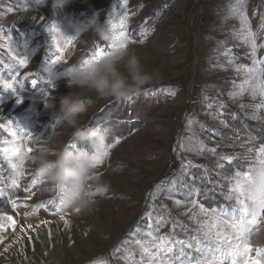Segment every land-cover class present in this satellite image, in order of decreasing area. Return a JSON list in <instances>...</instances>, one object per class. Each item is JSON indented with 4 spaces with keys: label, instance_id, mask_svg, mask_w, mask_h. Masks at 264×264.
Returning <instances> with one entry per match:
<instances>
[{
    "label": "rangeland",
    "instance_id": "374dc122",
    "mask_svg": "<svg viewBox=\"0 0 264 264\" xmlns=\"http://www.w3.org/2000/svg\"><path fill=\"white\" fill-rule=\"evenodd\" d=\"M92 19L107 20L113 35L125 34L124 48L154 74L138 94L158 97V107L142 128L107 145L96 174L110 182L109 192L90 211L57 212L59 189L44 190L29 157L49 138L54 147H85L74 141L73 129L52 119L63 96L87 99L82 127L87 114L116 100L69 87L55 75L83 59L96 35L88 31L67 43L53 24L71 34L69 20ZM102 44L97 51L112 48V42ZM262 86L264 0H71L60 9L52 0H0V148L18 149L0 152V264H153L161 237L172 252L154 264H231L222 255L225 240L215 234L230 237L233 230L222 221L240 216L239 201L249 213L255 208L264 225V143L249 131L252 122L264 125ZM237 113L244 116L241 135L230 128ZM245 179L254 190L241 196L235 185Z\"/></svg>",
    "mask_w": 264,
    "mask_h": 264
},
{
    "label": "clouds",
    "instance_id": "9594fccd",
    "mask_svg": "<svg viewBox=\"0 0 264 264\" xmlns=\"http://www.w3.org/2000/svg\"><path fill=\"white\" fill-rule=\"evenodd\" d=\"M71 0H52V8L60 9ZM46 3V0H45ZM71 34L62 30L66 37L79 39L90 31L103 41H113V31L107 20H69ZM51 73V70H49ZM58 78L67 79L69 87H77L94 92L100 98L131 99L141 88L154 78L153 73L145 72L139 57L134 51L124 47H112L105 55L82 64H71ZM52 108L55 105L52 103ZM88 111V104L81 96L68 93L59 102L57 110L60 122L73 129L71 135L85 147L73 151L67 147H54L49 138L29 157L38 177L46 182L44 190L63 188L59 193L65 205L79 212L92 209L98 198L110 190V182L96 174L105 160V150L111 129L103 125L82 127L79 118ZM23 156H21V160ZM251 243L264 249V225L251 233Z\"/></svg>",
    "mask_w": 264,
    "mask_h": 264
},
{
    "label": "snow or ice",
    "instance_id": "6c2138e0",
    "mask_svg": "<svg viewBox=\"0 0 264 264\" xmlns=\"http://www.w3.org/2000/svg\"><path fill=\"white\" fill-rule=\"evenodd\" d=\"M242 20H245L244 17H241ZM121 24H123V21L121 22ZM245 26L247 27V23L245 22ZM115 25H113V29H115ZM53 29L56 32H60L58 26L56 24H53ZM74 40V38L71 37H67V43H71ZM126 42H127V37L125 36V34L123 32H120L118 35L114 34L113 35V41L112 44L110 45V47H125L126 46ZM255 47V46H254ZM106 51L104 50H98L95 51L93 53V56L91 59L86 60L85 62L89 61V60H95L98 59L99 57H101L102 55H105ZM57 61H53L52 63L55 64ZM20 63L23 65L24 63H26V61L21 60ZM37 83L36 80L32 81V84L35 85ZM46 83L48 85H51V80L46 81ZM3 87L5 90H13L15 92V88L12 87V85L10 84H3ZM21 88H23V85H21ZM43 92V89L41 90ZM243 91V89H242ZM257 94V90L255 88L252 89V95L255 96ZM259 94L261 96H264V86H262L259 89ZM17 102L19 103L20 100L18 99ZM0 127H3V125H0ZM30 135V133H29ZM116 143H119V141L117 140ZM29 152L32 151L31 148L28 149ZM0 152H3L5 154V156H7V154L9 152L15 154H18V149L13 147V148H0ZM261 152H264V148L261 149ZM105 156L108 155V150H105ZM225 159L231 161V157H225ZM10 167L12 168H16L17 165L14 164L12 161H8ZM22 174V173H21ZM36 180H33V185L36 184ZM13 186H15L16 181H13ZM245 185L247 187H245ZM260 186H261V199L259 200V205L261 208H264V173H261V177H260ZM59 189V193L62 192L64 189L58 188ZM235 190L237 192L240 193L241 196H244L246 194H248L250 191L254 190V186L251 182L250 179H245L244 181V185L241 184V182L239 180H237V183L235 185ZM4 193L2 190H0V196H2ZM229 199H231V196L228 197ZM240 204L242 205L241 209H240V216L236 219H233L231 222H229L227 219L222 221V224L230 229L233 230V232L230 234L231 236L235 237V241L234 242H227L229 238H225L223 237V234L220 232H217L215 234V238L217 240H225L226 244H227V251L226 252H222V255H226L231 257V264H264V249H259L256 248L255 249V253L256 256L255 258L252 257L251 253L253 251L251 244L249 243V235L255 231L258 230L260 228V218L257 217V214L255 212V208H253L252 212L249 213V206L247 204L244 203L243 200L239 201ZM12 203H15V201H13ZM47 203L49 204H53L54 201L50 200ZM255 203V201H254ZM43 206V205H41ZM61 207L63 208H67V206L65 205L64 201L61 199L60 195H59V205L57 206V212L61 211ZM76 211H79L78 209ZM201 211L202 212H207V209L201 207ZM2 218V217H0ZM63 218V217H62ZM7 219L11 220L12 218L9 216L7 217ZM202 227H204L202 225ZM211 225H208L209 231L205 233L206 236L211 237L212 233H211ZM149 235H151V233H149ZM162 243L159 246V251L156 253L155 256L152 257V261L153 264L155 262V260H157L162 253L165 252H172V248L171 247H165L164 245L167 243L166 238L161 237L160 238ZM139 243V242H138ZM181 244L183 242H180ZM145 251H147L145 249ZM199 251V250H198ZM151 255V254H149ZM160 264H163V260L160 261ZM197 264H204V262L197 260ZM220 264H222V262H220Z\"/></svg>",
    "mask_w": 264,
    "mask_h": 264
},
{
    "label": "trees",
    "instance_id": "16d2710c",
    "mask_svg": "<svg viewBox=\"0 0 264 264\" xmlns=\"http://www.w3.org/2000/svg\"><path fill=\"white\" fill-rule=\"evenodd\" d=\"M162 9L163 4L157 6L155 12L152 13V15H154L153 17L156 18L158 11ZM14 26L19 27L20 25L16 24ZM98 40L100 42H98ZM102 43L103 40L95 36L94 39L87 45L83 59L91 58L93 53L97 51L100 46H107V44L103 45ZM83 59L78 61L76 64H82L84 62ZM83 99L86 103L88 102L87 99ZM158 99V97L144 96V94L133 95L131 99H116L105 105L98 112L87 114L88 122L83 127L103 125L110 128L111 134L108 138V144H112L117 138H125L136 129L142 128L145 122L149 120L151 113L157 109L158 105L156 102ZM153 103H155V106H153ZM56 118H58V114L52 116V119ZM243 119L244 116L240 113H237L235 116H230V128H232V131L235 130V135H241L244 132ZM249 131H252V133L258 137V141L256 143H264V125L252 122ZM74 141L78 145L84 147V145H82L75 138ZM216 200H219V198Z\"/></svg>",
    "mask_w": 264,
    "mask_h": 264
},
{
    "label": "built area",
    "instance_id": "2783aa9c",
    "mask_svg": "<svg viewBox=\"0 0 264 264\" xmlns=\"http://www.w3.org/2000/svg\"><path fill=\"white\" fill-rule=\"evenodd\" d=\"M150 84L149 85H151V82H149Z\"/></svg>",
    "mask_w": 264,
    "mask_h": 264
}]
</instances>
